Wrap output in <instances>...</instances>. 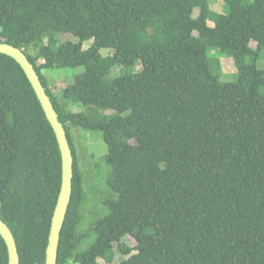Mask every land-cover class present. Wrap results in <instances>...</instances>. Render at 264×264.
Returning a JSON list of instances; mask_svg holds the SVG:
<instances>
[{"label": "trees", "instance_id": "trees-1", "mask_svg": "<svg viewBox=\"0 0 264 264\" xmlns=\"http://www.w3.org/2000/svg\"><path fill=\"white\" fill-rule=\"evenodd\" d=\"M222 1L216 12L208 0H0V41L32 63L73 156L57 264H264V0ZM214 48L233 56L236 80H220ZM51 68L71 70L59 93ZM71 127L100 131L110 166L86 232ZM60 167L29 80L0 53V218L19 264H45ZM115 249L126 258L113 262Z\"/></svg>", "mask_w": 264, "mask_h": 264}, {"label": "rangeland", "instance_id": "rangeland-1", "mask_svg": "<svg viewBox=\"0 0 264 264\" xmlns=\"http://www.w3.org/2000/svg\"><path fill=\"white\" fill-rule=\"evenodd\" d=\"M210 8L216 12L223 11L222 0H208ZM198 8L194 9L193 15L197 16ZM208 24L212 25L213 22L208 21ZM60 41L73 40L77 41L75 37L70 34H58L56 35ZM91 43V39H87L83 42V47H87ZM250 46L254 48L256 43L250 42ZM31 54L33 51H29ZM100 52L102 55H107L112 52L109 48H101ZM264 52V51H263ZM208 54L212 58H217L220 63L219 78L221 81H234L237 79V66L235 64L233 56L227 50L211 49ZM248 61V58L246 59ZM42 60H38L40 63ZM258 67L262 68L264 65V59H260L257 62ZM121 66H115L111 69L112 75H118L121 71ZM141 65L137 62L134 67L128 69V72L139 71ZM125 71V70H124ZM71 70L69 68H51L44 70L45 75L48 77L51 89L55 93H59L60 89L65 86ZM75 110H79V107H75ZM113 111L108 109L107 113ZM71 133L74 138V144L76 148V158L81 171L84 174L83 188L85 191V201L82 207V221L79 226L80 232H86L88 230V223L94 213L102 210V199L108 194L105 184L110 173V166L105 160L107 147L102 139V133L97 130L81 129L71 127ZM123 242L128 246H134L135 241L131 236L126 235L123 237ZM85 239L81 247H84L87 243ZM126 256L120 254L115 249V256L113 262H119L125 259ZM101 264L103 263L99 259ZM65 264H74L72 261L67 260Z\"/></svg>", "mask_w": 264, "mask_h": 264}, {"label": "water", "instance_id": "water-1", "mask_svg": "<svg viewBox=\"0 0 264 264\" xmlns=\"http://www.w3.org/2000/svg\"><path fill=\"white\" fill-rule=\"evenodd\" d=\"M0 53L12 57L23 69L55 133L61 154V183L56 204L51 217L48 241L45 249V264H57L60 231L72 193L73 156L67 140L66 131L58 119V114L42 85L32 63L24 52L9 43L0 41ZM0 235L8 253V264H19V254L14 235L9 226L0 218Z\"/></svg>", "mask_w": 264, "mask_h": 264}]
</instances>
